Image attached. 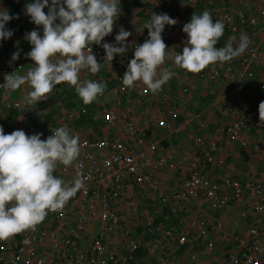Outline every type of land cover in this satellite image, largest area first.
Wrapping results in <instances>:
<instances>
[{
  "label": "built area",
  "instance_id": "obj_1",
  "mask_svg": "<svg viewBox=\"0 0 264 264\" xmlns=\"http://www.w3.org/2000/svg\"><path fill=\"white\" fill-rule=\"evenodd\" d=\"M32 2L35 0L22 1L21 6L12 11L13 19L6 24V28L13 31L11 37L15 40L0 41V84L5 82V74L19 71L21 56L12 61V54L21 50V55L22 50L31 45L25 39L26 33L39 28L26 15V4ZM226 7L218 6L216 10L218 20L225 25L224 33L234 38V47L238 45L242 33L250 38V44L240 57L210 65L201 73L207 74L206 77L211 80L227 81L235 86L243 85L247 80L256 81L264 91V79L257 75L255 68L258 62L264 63L257 39L260 35L264 36V1L239 0L232 9ZM44 10L47 12L48 8ZM121 25L124 29L131 28L127 20H123ZM128 38L127 52L117 54L111 62L119 72L127 70L134 58V49L141 44ZM228 41H224L223 45ZM224 46L217 44V47ZM93 54L99 63L104 64L105 57L96 52ZM26 61L32 60L27 57ZM101 69L95 75L82 70L81 81L107 84ZM64 85L66 83L57 86ZM110 89L118 92L123 106L119 109L105 104L101 118L102 135L95 132L89 134L68 122L51 124L46 135L41 137L46 140L52 135L51 128L59 127H66L79 137L81 148L78 160L69 167L57 164L54 175L66 182L74 181L80 175L83 186L62 210L49 211L35 230H25L10 240L1 241L0 264H130L133 251L144 243L129 227L133 218L142 222L144 232H157L151 242L152 250L159 251L168 245L181 250L199 240L208 256L222 255L219 264H264V225L253 224L246 231L235 230L230 234L227 245H221L212 238V233L225 229L223 217L214 212L223 210L231 202L239 207L242 217H264L263 177L247 179L241 175H221L228 154L224 153V149H231L230 141L244 139L241 146H249L246 136L257 128L254 115L239 106H229L223 99L216 110L204 113H185L174 105H164L165 116L140 123L138 104L151 94L146 86L142 90L144 93L133 97L130 89L123 85L122 74ZM5 91L0 87V95ZM106 94L107 87L99 97ZM170 98L172 95L166 93L162 102ZM22 104L16 101L10 107L19 110ZM87 114L84 108L73 109L68 112V117L77 120ZM257 118L261 122L259 116ZM2 120L0 115V125ZM191 122L201 129L216 123V136L209 138L206 133H195L192 146L186 150L166 147V150L160 151L159 144L164 138L188 132ZM3 128L5 134H9V129ZM156 128L164 129L166 134L159 140L151 139ZM31 130L34 133L26 134H36V129ZM236 152L235 155L238 150ZM168 177L177 178V185L165 186ZM144 190L149 191L146 195L148 201L133 196ZM186 201L200 202L203 214L199 215V219L193 220L191 216L181 214L180 207ZM147 202L150 205L148 211L145 209ZM163 212L175 216L176 223L157 221ZM116 234L123 235L118 245L114 239ZM43 245L46 249L41 253L39 249ZM159 257L162 264L171 261L169 255L160 254Z\"/></svg>",
  "mask_w": 264,
  "mask_h": 264
},
{
  "label": "clouds",
  "instance_id": "obj_2",
  "mask_svg": "<svg viewBox=\"0 0 264 264\" xmlns=\"http://www.w3.org/2000/svg\"><path fill=\"white\" fill-rule=\"evenodd\" d=\"M119 5L120 0H51V3L35 0L26 4V15L31 22L43 26L42 36L35 29L25 35L32 45L25 55L34 61V67L26 75L5 74V82L0 87L14 92L29 84L32 90L24 100L34 105L47 99L57 85L66 83L75 89L85 105L91 104L104 94L107 84L81 81V71L86 69L95 75L105 63L111 66L117 54L123 55L128 50L127 38L132 33L123 27L115 37L121 46L104 42L121 14ZM12 19L6 9L0 11V41L13 35V31L6 28ZM176 23L167 13L152 12L144 25L149 38L134 49V58L123 75L125 88H134L136 82H141L157 94L171 79L174 73L162 67L171 58L162 33L165 25ZM224 29V23L214 21L209 11L201 15L194 13L183 26L187 40L182 52L175 55L174 65L199 74L210 65L240 57L248 48L250 38L242 33L237 46H233L232 38L224 47H217ZM94 44L105 49L104 64L93 54ZM20 51L12 54V61L20 58ZM259 119L264 124V101L259 104ZM51 130L52 135L45 140L41 139L43 133L28 135L24 130L5 134L0 125V241H7L25 230H35L49 211L62 210L83 186L80 175L68 182L54 175L57 164L69 167L78 160L79 137L66 127Z\"/></svg>",
  "mask_w": 264,
  "mask_h": 264
},
{
  "label": "rangeland",
  "instance_id": "obj_3",
  "mask_svg": "<svg viewBox=\"0 0 264 264\" xmlns=\"http://www.w3.org/2000/svg\"><path fill=\"white\" fill-rule=\"evenodd\" d=\"M22 1L24 3V0H0V11L6 9L11 15L14 12L15 6H18ZM238 1L239 0H120L119 7L121 8V14L114 24L113 32L104 38V42L111 43L114 46H121L116 43L115 37L122 27L121 23L123 20H127L131 24L130 29H125L132 33L129 37L143 44L145 40L149 38L148 29L144 28V25L150 20L152 10L156 14L167 13L171 18L176 19L177 23L175 25H165V29L162 33V37L169 47L167 52L171 57L166 60L162 67L171 69L174 75L162 86V90L159 93L153 94L149 90L151 94L147 100L138 104L137 116L139 122H145L149 118L159 119L161 116H165L166 105H174L180 108L181 111H185V113H193L196 111L204 113V111L209 112L210 110H216L221 101L226 99L228 105L232 104L236 107L239 106L244 111L253 114L257 119V128L254 129V132L246 136L247 142H250L248 147L247 145L241 146L244 139L230 141L229 145L231 149H224V153L226 154V152H228V154L225 156V166L222 168L221 175H241L243 178L247 179H258L261 177L264 178V124L259 122L257 118L259 116V104L264 101V91L259 88L256 81L247 80L243 85L235 86L227 81L211 80L206 77L207 74L202 75V71L199 74H193L174 65L175 55L182 52L185 41L187 40V34L183 31V26L190 22L193 14L196 13L197 15H201L203 11L207 10L211 13L215 21L218 20L216 12L218 6L226 5L227 9H232ZM49 3H51V0H49ZM155 8H157L156 11L154 10ZM142 10H145V12ZM38 31L42 36L43 26H39ZM230 38H232V36H228L224 33L218 45L224 46V41ZM128 39L129 38H127V41ZM257 39L261 44V54L264 56V36L260 35ZM31 48L32 45L22 50L20 55L21 67L18 72L13 74L26 75L28 70L34 67V61H26L27 57L25 55ZM92 51L101 54L103 57L106 55L105 49L101 45L94 44L92 46ZM255 68L257 75L264 79V63L258 62ZM125 72L126 71L119 72L115 66H110V64L105 63L101 69V74L107 79V94L98 97L88 105L83 103L75 89L68 84L61 87L56 86L54 88L52 94L49 96L52 97V100H59V103L56 105L52 102L45 110H42L38 103L29 105L25 102L24 97L32 90L29 84L25 83L19 90L14 92L6 90L5 93L0 95V115L3 117L2 124L4 123V127L9 129V134L15 130H24L26 133H31L33 132V130H31L32 128L36 129V134L43 133V135H46L51 124L63 125L70 122L72 125L81 128L89 134L95 132L97 135H102L104 131L102 132L101 118L102 109L105 104L112 105L119 109L123 106L122 102H120L121 100L119 99L118 92L110 88L117 83V77L122 74L124 75ZM143 87V83L136 82V87L130 88L129 92L133 97L137 98L140 93H144L142 92ZM166 93L172 95V99L170 98L169 101L163 103L162 98ZM16 101L22 102L23 107L19 110H15L17 113L13 115L10 105ZM71 104L74 105L72 106ZM83 108L86 109L87 115L77 120H71L68 117V112L73 109L82 110ZM45 111H52L53 115L51 114L52 116H48ZM13 117H16L15 121ZM216 118L217 117H215V119ZM188 128V132H181L177 136H168V138L166 137L167 139L164 138L161 145L159 144V147L161 146L160 151L166 150V147L176 150H186L192 146L193 135L195 133H206L209 138L216 136V123H214L212 127L201 129L197 124L191 122ZM163 130L162 128H156L151 139H161L165 134ZM237 150L238 154L235 155ZM177 183V178L168 177L164 185L171 187L177 185ZM148 194L149 191L144 190L134 193L133 196H139L148 201L149 198L146 196ZM230 204L223 210L214 212L223 217L225 222V229L223 231H215L212 233V238L216 239L221 245H227L230 242V234L235 232V230L246 231V229L253 224L264 225V217H242L240 209ZM200 205L199 201H186L181 205L180 212L188 217L191 216L193 220L199 219L201 217L199 215L203 214V207ZM123 206H125V204ZM149 206L147 202L145 204V209L147 211ZM161 216L163 217L161 220L167 223L174 224L177 221L169 212H163ZM129 227L132 233L144 242L143 244L141 243V247L133 251V258L130 264H134V262L137 261L140 264H162L163 262L161 263L159 257L160 254L169 255L171 261L168 264H219L222 259L220 253L208 256L205 253L198 252L196 248L199 247L201 249L200 246L202 245L199 240L190 243V246H188L189 248L187 247L188 251L185 249L179 250L173 245L164 246V248L159 251L152 250L151 242L155 240L154 237L158 235L157 232L152 234L151 232H144V225L135 218L130 219ZM122 236V234L114 235L117 245L120 243V237ZM148 241L149 243H146ZM45 249L43 245L40 247L39 252L43 253ZM195 251L198 253L194 255Z\"/></svg>",
  "mask_w": 264,
  "mask_h": 264
},
{
  "label": "trees",
  "instance_id": "obj_4",
  "mask_svg": "<svg viewBox=\"0 0 264 264\" xmlns=\"http://www.w3.org/2000/svg\"><path fill=\"white\" fill-rule=\"evenodd\" d=\"M21 4V3H20ZM19 4V5H20ZM19 5L17 6H15V8H18L19 7ZM15 10V9H14ZM152 12H153V10H152ZM11 39L14 41L15 39L14 38H12L11 37ZM221 40V39H220ZM52 97H47V99H45V100H41V101H39L38 102V105H39V107H41L42 108V110L44 109H46V108H48V105H50L52 102L54 103V104H56V105H58V103H59V100H55V99H51ZM71 103V102H70ZM230 104V103H229ZM72 106H73V104H71ZM229 106H233L232 104H230ZM11 109V108H10ZM12 110V112H13V115H14V113L16 114L17 112L15 111L16 109H11ZM46 112V115H48V116H52L53 114H52V111H45ZM52 114V115H51ZM12 115V116H13ZM15 118L16 117H13V120L15 121ZM3 126H4V123L2 124ZM9 131V130H8ZM161 218H163L162 216L161 217H159V218H157V221L158 220H161ZM174 218H176L175 216H174ZM134 264H140L138 261L137 262H134ZM159 264V263H158Z\"/></svg>",
  "mask_w": 264,
  "mask_h": 264
},
{
  "label": "crops",
  "instance_id": "obj_5",
  "mask_svg": "<svg viewBox=\"0 0 264 264\" xmlns=\"http://www.w3.org/2000/svg\"><path fill=\"white\" fill-rule=\"evenodd\" d=\"M142 11H144L145 12V10H142ZM27 48H29V46L27 47ZM74 105V104H73ZM230 205H234V206H237L235 203H233V202H231V204ZM238 207V206H237ZM239 208V207H238ZM202 212H203V208H202ZM217 214V213H216ZM218 215V214H217ZM190 246V245H189ZM188 246H185L183 249H185L186 251H188V248H187ZM201 247V249L199 248V247H197L196 249L198 250V252H201V253H204V251H203V248H202V246H200ZM182 249V250H183ZM197 251H195L194 252V255L196 254V253H198ZM185 253V252H184ZM187 253V252H186Z\"/></svg>",
  "mask_w": 264,
  "mask_h": 264
}]
</instances>
